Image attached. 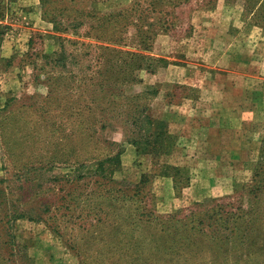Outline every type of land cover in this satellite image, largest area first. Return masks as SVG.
I'll list each match as a JSON object with an SVG mask.
<instances>
[{
  "label": "rangeland",
  "instance_id": "374dc122",
  "mask_svg": "<svg viewBox=\"0 0 264 264\" xmlns=\"http://www.w3.org/2000/svg\"><path fill=\"white\" fill-rule=\"evenodd\" d=\"M134 1L88 0L85 7L109 13ZM262 1L252 6L246 0H180L173 9L177 23L166 34H157L150 52L145 53L166 64H158L151 73L138 72L140 82L124 89L133 95L155 93L144 96L139 104L146 105L151 118L164 120L175 137L174 151L158 158V164L179 168V182L188 178L180 190L174 189L176 177L156 176L147 185L146 207L158 217L183 214L214 202L248 208L244 186L260 161L264 124L250 128L245 123L228 133L226 127L218 126V118L210 124L206 115L218 113L215 102L238 105L244 93L248 99L264 101V29L257 17L264 13L258 12ZM0 24L6 27L0 37L1 209L7 215L22 216L9 226L13 260L15 264H79L63 242L35 219L45 204L53 209L62 194L71 192L69 179L76 174L71 157L49 166L38 164L43 151L57 156L59 148L73 152L78 146L70 134L72 119L61 120L55 104L44 113L46 86L37 68L43 64V56L55 58L58 36L93 42L52 33L41 19L37 0H13ZM128 40L133 45L131 30ZM63 46L69 55L68 68L56 69L55 74L66 70L84 73L90 61L81 57L82 50L73 51L66 43ZM247 58L250 64L246 68L247 62H240ZM60 128L68 138L61 140ZM90 129L98 143L112 152L122 150L121 169L114 179L133 186L141 175L157 172L158 167L150 166L146 155L125 141L129 127L123 119L109 121L103 130L98 125ZM94 169L90 162L78 171L91 176Z\"/></svg>",
  "mask_w": 264,
  "mask_h": 264
},
{
  "label": "trees",
  "instance_id": "16d2710c",
  "mask_svg": "<svg viewBox=\"0 0 264 264\" xmlns=\"http://www.w3.org/2000/svg\"><path fill=\"white\" fill-rule=\"evenodd\" d=\"M12 1L0 0V21ZM86 1L37 0L41 19L52 33L93 44L58 36L55 58L43 56L44 62L37 68L46 86L44 113L55 104L61 120L72 119L70 134L78 146L73 152L59 148L57 156L43 151L38 164L49 166L71 157L76 174L69 179L71 192L62 194L53 209L45 204L35 219L63 242L79 264H264V140L260 161L244 186L247 209L214 202L183 214L158 217L146 207L147 185L153 178L176 177L175 190L187 185L188 178L179 182V168L158 164V158L174 151L175 137L164 120L151 118L146 105L139 104L144 96L155 93L133 95L124 89L140 82L138 72L151 73L158 64H166L145 53L150 52L157 34H166L177 23L173 9L180 0H135L109 13L86 9ZM246 1L252 6L257 2ZM262 10L264 0L258 7V12ZM257 17L264 29V13ZM5 28L0 24V37ZM128 30L133 45L128 42ZM63 43L73 51L81 49V57L90 61L84 73L66 70L55 74L56 69L68 68ZM116 119H123L129 127L127 144L146 155L150 166L158 167L156 173L141 175L133 186L114 179L121 169L122 150L112 152L91 134L93 125L103 130ZM58 135L61 140L69 136L63 128ZM90 162L95 166L93 174H80L79 168ZM1 195L0 191V264H15L9 226L22 216L4 213Z\"/></svg>",
  "mask_w": 264,
  "mask_h": 264
},
{
  "label": "crops",
  "instance_id": "0c3cea01",
  "mask_svg": "<svg viewBox=\"0 0 264 264\" xmlns=\"http://www.w3.org/2000/svg\"><path fill=\"white\" fill-rule=\"evenodd\" d=\"M244 62H247V66L250 64L248 62V58L245 61H242V65H245ZM246 76V74H245ZM254 79V78H253ZM244 89H247L244 88ZM248 94L244 93L242 100L238 103V105L232 106L230 102H226L222 105H219L220 102H215V107L218 109V113H214V116L211 117L210 115H206L210 124H214V119H219L218 126L226 127L227 132L229 133L232 129H235L237 126H241L242 124L247 123L246 127H258L264 124V101L260 99H248L246 97ZM261 103V104H260ZM227 106H229L227 108ZM205 116V113H202ZM257 130V129H256Z\"/></svg>",
  "mask_w": 264,
  "mask_h": 264
}]
</instances>
